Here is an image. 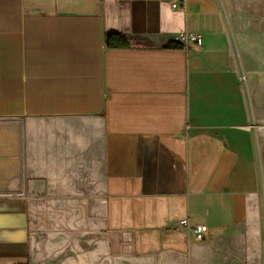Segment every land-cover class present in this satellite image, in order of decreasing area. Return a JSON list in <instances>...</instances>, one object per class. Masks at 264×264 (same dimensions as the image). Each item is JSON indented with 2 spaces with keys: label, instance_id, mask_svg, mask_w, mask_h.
Segmentation results:
<instances>
[{
  "label": "crops",
  "instance_id": "1",
  "mask_svg": "<svg viewBox=\"0 0 264 264\" xmlns=\"http://www.w3.org/2000/svg\"><path fill=\"white\" fill-rule=\"evenodd\" d=\"M242 2L0 0V264H264V14ZM82 180L97 243L63 254L30 200Z\"/></svg>",
  "mask_w": 264,
  "mask_h": 264
},
{
  "label": "rangeland",
  "instance_id": "2",
  "mask_svg": "<svg viewBox=\"0 0 264 264\" xmlns=\"http://www.w3.org/2000/svg\"><path fill=\"white\" fill-rule=\"evenodd\" d=\"M251 2L252 0H243V12L256 16H260L261 13L264 14V9L260 10L259 4L256 7ZM70 187L69 193H58L52 189L48 192H41L42 198L30 200L32 202L31 206L36 207L37 212H39L32 217L33 222L36 224L34 226L35 237L42 243L47 241L61 245L66 243V248H60V250H65L63 254L69 250L68 244L78 245V254H80L79 249H81V253L91 252L95 249L97 243L95 236L98 229L94 228L97 225L99 226L102 221L101 183L94 180L92 183L87 182L85 186L84 180H82ZM258 204L262 206L261 202ZM260 218H262V215H260ZM260 223H262V220H260ZM91 263L84 258L82 259V264ZM96 264L129 263L120 261L115 254L114 258L110 257L109 259L106 255L100 256ZM135 264L144 263L136 262Z\"/></svg>",
  "mask_w": 264,
  "mask_h": 264
},
{
  "label": "trees",
  "instance_id": "3",
  "mask_svg": "<svg viewBox=\"0 0 264 264\" xmlns=\"http://www.w3.org/2000/svg\"><path fill=\"white\" fill-rule=\"evenodd\" d=\"M106 44L109 48H127L129 46L127 40L122 36L110 35L106 38ZM166 49H183L184 46L180 43L169 41L165 44ZM29 264V263H24Z\"/></svg>",
  "mask_w": 264,
  "mask_h": 264
},
{
  "label": "built area",
  "instance_id": "4",
  "mask_svg": "<svg viewBox=\"0 0 264 264\" xmlns=\"http://www.w3.org/2000/svg\"><path fill=\"white\" fill-rule=\"evenodd\" d=\"M179 226L183 227L186 231L191 232L195 239L198 241H203L209 235V229L204 224H198L194 226H190L187 219L179 221Z\"/></svg>",
  "mask_w": 264,
  "mask_h": 264
}]
</instances>
